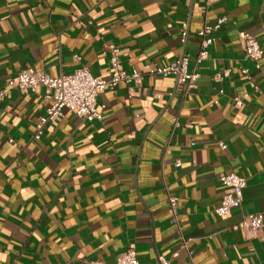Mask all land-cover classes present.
Returning a JSON list of instances; mask_svg holds the SVG:
<instances>
[{
    "label": "crops",
    "instance_id": "0c3cea01",
    "mask_svg": "<svg viewBox=\"0 0 264 264\" xmlns=\"http://www.w3.org/2000/svg\"><path fill=\"white\" fill-rule=\"evenodd\" d=\"M218 20L195 66L197 33ZM111 45L138 76L98 94L101 121L64 110L34 139L50 91L0 99V264H115L129 248L139 264H264V0H0V91L27 69L107 80ZM182 55L191 93L150 73ZM230 172L246 179L242 205L218 217ZM258 213V237L235 229Z\"/></svg>",
    "mask_w": 264,
    "mask_h": 264
},
{
    "label": "built area",
    "instance_id": "2783aa9c",
    "mask_svg": "<svg viewBox=\"0 0 264 264\" xmlns=\"http://www.w3.org/2000/svg\"><path fill=\"white\" fill-rule=\"evenodd\" d=\"M214 0H207L211 3ZM218 20L216 25H203L198 31L199 51L195 58V66L202 63L208 53V48L213 41V33L221 24ZM241 50L244 59L250 61L256 68L263 57L258 42L248 33H239L238 35ZM181 43L187 39V25L183 24L180 31ZM80 62V57H75ZM108 67L111 70L110 78L98 79L91 75L85 67H80L69 75H61L56 78L49 77L43 73L36 72L33 69H27L18 73L17 77L6 84V89L0 91V99L6 96L8 90H15L20 93H36L38 89L44 88L50 91L45 99L50 102L46 108L45 114L39 118L36 125L34 139H39L44 128L51 122H54L62 115L64 110L73 112L79 119L85 122L101 121V113L97 110L98 94L105 88H114L118 83H130L132 79L138 76L133 72L130 75L124 74L120 70L118 62V50L113 45L110 46V57ZM247 74V70L242 71ZM151 74L162 76H174L176 79V90H184L185 93H191L196 88V81L199 75L188 71V57L182 55L176 61L166 67H156L150 71ZM177 162L175 166H179ZM220 184L226 189L222 196L220 205L215 209L218 217H225L233 210L240 209L243 201V190L246 187V179L234 172H230L220 177ZM170 207L174 212L176 200L169 198ZM175 222V217L173 219ZM263 228V217L261 214H252L244 216L235 226V229H243L250 237H258ZM180 249H186V241H183ZM177 253L172 255L175 258ZM90 264H106L103 261H93ZM115 264H139L136 252L129 248L116 257ZM156 264H171L170 260L158 257Z\"/></svg>",
    "mask_w": 264,
    "mask_h": 264
}]
</instances>
